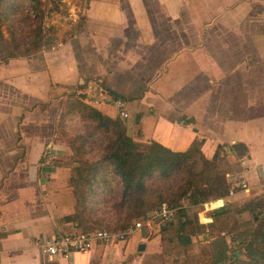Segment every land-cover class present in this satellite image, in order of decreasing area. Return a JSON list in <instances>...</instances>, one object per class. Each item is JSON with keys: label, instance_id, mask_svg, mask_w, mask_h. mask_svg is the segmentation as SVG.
<instances>
[{"label": "crops", "instance_id": "1", "mask_svg": "<svg viewBox=\"0 0 264 264\" xmlns=\"http://www.w3.org/2000/svg\"><path fill=\"white\" fill-rule=\"evenodd\" d=\"M41 28L54 44L0 59V264H142L152 249L141 232L67 256L42 250L80 231L65 219L75 166L56 127L61 102L75 97L113 118L100 98L122 99L135 141L172 151L198 141L207 159L223 157L226 182L243 177L248 188L222 198L238 202L231 210L254 202L233 221L264 222V0H54ZM46 150L53 159L42 165Z\"/></svg>", "mask_w": 264, "mask_h": 264}, {"label": "trees", "instance_id": "2", "mask_svg": "<svg viewBox=\"0 0 264 264\" xmlns=\"http://www.w3.org/2000/svg\"><path fill=\"white\" fill-rule=\"evenodd\" d=\"M11 1L14 0L0 2V23L4 22L1 4H5L6 11L7 6L11 5ZM22 1L24 2V0H20L18 4L23 3ZM31 1L38 2V0ZM3 38L0 28V41ZM27 44L29 45L27 46ZM27 44L21 45V42L17 41L15 48L20 46L21 52L4 56L2 61L15 55L31 54L41 48V41L37 39L36 34ZM61 107V119L70 115H78L85 126L84 131L77 133L72 140H67L73 155L78 156L83 152V154L87 153L86 147L92 146V144L101 150L99 156L88 164V169L84 174L78 169H74L79 175L76 177L74 174V181L76 178H81L89 188L97 176L102 175L103 183L106 184L110 182L113 175L119 179L123 188V198L119 206L125 209V214L121 218V228L100 229L110 231L125 229L134 222L135 218L144 217L161 203L167 201L175 205L181 199H188L189 206L182 207L177 211L178 220H175L176 222L160 223L162 233L165 232L167 225L175 223V228L179 232L177 238L179 242L183 243L182 236L197 234L194 226L196 223L198 224L196 218L195 221L194 217H189L186 213L192 204L197 205L215 200L210 202L208 207L200 213L201 220L204 222L209 221L212 214L228 210L238 204L236 201L230 202L227 198L222 197L229 195L231 191H237L240 187L226 182L223 173H216L214 176L207 173V170L214 168L215 164L213 159H207L202 154L198 141H194L185 151H172L154 141L150 143L147 150H141V145L128 134L126 126L118 118L110 117L77 97L61 102ZM75 141L78 142L77 145H74ZM88 143L90 144L86 145ZM86 173H88L87 177L85 176ZM74 181L72 184L76 198L75 211L71 216H66L65 219L76 221L80 231L96 230L97 228L92 225L81 227V224L86 226L89 221L85 215L88 198L79 196ZM87 191L92 193L91 189ZM253 204L254 202H247L232 213H217L214 215V219H219L220 224V220L227 214L235 216L243 211H250ZM234 221V225L227 232L234 233L237 246L241 245L236 250L241 254L243 253L246 258L242 259L237 256L236 251L228 254L229 248L224 236H218L217 233L208 234L211 238L215 236L217 238L209 242L215 245V250L210 261L206 264H264V222L261 221L252 228L249 222L239 223L244 227L241 229L236 224L238 222Z\"/></svg>", "mask_w": 264, "mask_h": 264}, {"label": "rangeland", "instance_id": "3", "mask_svg": "<svg viewBox=\"0 0 264 264\" xmlns=\"http://www.w3.org/2000/svg\"><path fill=\"white\" fill-rule=\"evenodd\" d=\"M54 0H38V2H32L31 0H27L23 2L21 6L16 8L15 5H8L5 11V4H1V14L2 19L4 18L6 36L3 35V40L0 41V59L2 57L7 56L9 54H16L21 52V48H15V43L17 41L21 42L22 44H27L29 40L33 38V35L36 34L37 39L42 43H46L51 45L55 42H47L46 38H43L42 33V19L43 15L47 8H52ZM31 11L34 14H37V18H33ZM29 44H27L28 46ZM42 45V44H41ZM67 98V97H66ZM61 109V108H60ZM61 114V110L59 111V116ZM118 120L121 122L124 121L116 116ZM123 123V122H122ZM124 124V123H123ZM57 132L62 137L63 140L67 142V140H72L77 133L82 132L85 130V126L83 121L78 117V115H70L65 118L59 117L56 121ZM141 145V150H147L150 144L139 142ZM78 142L75 141L74 145H77ZM90 143L86 144L89 145ZM93 146V144H92ZM86 147L88 152L83 154H79L78 156L73 155L72 159L74 162V169H78L81 173L88 169V164L94 161L100 154L101 150L98 149L95 145L92 147ZM5 159V157H3ZM213 163L215 164L214 168L208 169L207 173L211 176H214L216 173H223L225 175L226 171L232 170V166H229L228 163L224 161L223 157L217 156L213 159ZM235 167V165L233 166ZM73 169L72 180L74 181V174L75 176H79L76 171ZM235 169H238L236 167ZM104 171V170H101ZM77 174V175H76ZM88 173L85 174L87 177ZM109 180V178H107ZM246 181V180H245ZM247 183V182H246ZM76 188L79 192V196L82 198H88V206L85 208V215L88 218V223L81 224V227H89V225L94 226V228H107V229H119L122 226L121 218L125 214V209L120 208L119 204L122 200V186L118 178L112 175V179L110 182L104 184L102 175H99L95 178V181L92 182L89 188L85 184V181L81 178H76L74 181ZM248 188V184L245 189ZM91 189L92 193L88 192L87 190ZM240 187L239 190H245ZM237 191L233 192L236 193ZM230 193V194H233ZM229 194V195H230ZM236 199L235 197H232ZM215 200H211L208 202H202L197 205L192 204L186 213L189 217L196 218L198 224L196 223L194 226L196 228V235L190 236L191 241L189 243H181L179 242V232L175 228V223L172 225H167L165 232L162 233L160 231V223L155 222L153 226L152 234L146 236L147 240L152 242L151 251L145 254L142 257V264H206L210 261L211 256L215 250V245L210 244L211 237L210 234H215L219 236L221 233L225 232L228 234V229L234 225L233 215L227 214L226 217L219 219H214V223L211 224V228L208 230L206 229V222L201 221L199 217V212L202 211L207 203L213 202ZM170 204L172 206H178L177 211L185 206H189L188 199H181L179 203L173 205L170 202H164ZM162 204V203H161ZM236 210V209H235ZM235 210L227 211V213H232ZM217 214V213H215ZM214 214V215H215ZM84 215V216H85ZM214 217V216H213ZM137 218L134 219V221ZM175 220H178L177 214ZM174 220V221H175ZM183 220V218H181ZM195 220V221H196ZM175 221V222H176ZM204 222V223H203ZM177 224V223H176ZM205 225V226H204ZM117 231V230H116ZM209 234L208 237L205 239L203 238V233L206 232ZM147 235V234H146ZM230 238V242L228 243V254H231L233 251L238 252V248L235 244L236 238H232L234 234L228 235ZM173 238V240H171ZM237 249V250H236ZM237 255V254H236ZM245 256L243 253L241 254ZM240 257V255H237ZM242 257V256H241ZM243 258V257H242ZM246 258V257H245Z\"/></svg>", "mask_w": 264, "mask_h": 264}, {"label": "built area", "instance_id": "4", "mask_svg": "<svg viewBox=\"0 0 264 264\" xmlns=\"http://www.w3.org/2000/svg\"><path fill=\"white\" fill-rule=\"evenodd\" d=\"M80 95L81 91H77ZM103 103H112L117 109V116L124 119L128 116L125 104L122 99L115 98L108 100V97L100 98ZM96 101V100H95ZM49 150H46L41 157L42 165H49L52 162ZM233 186L246 188L247 183L243 177L239 178ZM231 193H233L231 191ZM178 206L167 203L160 204L144 217L135 220L130 226L122 230L110 231L107 229H96L92 231H78L72 233H61L46 239L41 243L42 250L50 256H67L71 251H88L95 246H109L128 241L135 233L153 232V226L157 223L171 222L176 218ZM241 247V245H239Z\"/></svg>", "mask_w": 264, "mask_h": 264}, {"label": "water", "instance_id": "5", "mask_svg": "<svg viewBox=\"0 0 264 264\" xmlns=\"http://www.w3.org/2000/svg\"><path fill=\"white\" fill-rule=\"evenodd\" d=\"M71 8V7H70ZM69 8V9H70ZM182 241H183V243H189L190 241H191V239H190V236H188V235H184V236H182ZM145 248V245L143 244V243H141L139 246H138V249L139 250H143ZM237 255H238V253H237Z\"/></svg>", "mask_w": 264, "mask_h": 264}]
</instances>
